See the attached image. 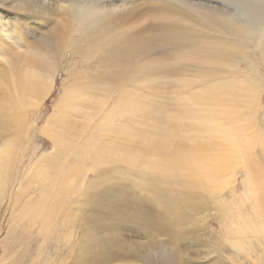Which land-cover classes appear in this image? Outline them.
Listing matches in <instances>:
<instances>
[{
  "label": "bare ground",
  "instance_id": "obj_1",
  "mask_svg": "<svg viewBox=\"0 0 264 264\" xmlns=\"http://www.w3.org/2000/svg\"><path fill=\"white\" fill-rule=\"evenodd\" d=\"M139 1L0 3L1 8L11 3L12 12L4 10L3 14L22 17L20 22L25 28H33L36 33L38 19L57 8L65 30V35L53 42L50 37L40 38L41 51L24 58L27 69L10 72L11 78L0 71V77L6 80L0 92V139L10 135L14 127L17 132L29 108L42 104L53 88L55 75L63 70L71 82L62 88L57 123L51 117L42 132L55 145L72 152L71 141L77 133L66 127L65 118L81 102L83 93L101 89L80 85L82 78L90 76L95 68L100 72L95 81L102 86L115 81L119 96L114 106L106 110L112 90L108 88L103 98L92 99L91 110L86 114L88 120L101 118L96 133L86 142L87 148L95 149L94 164L115 156L138 169L140 187L152 193L166 209L160 220L171 218L175 226L190 220L189 215L201 207L204 194L217 192L226 177H232L239 167L245 171L246 189L264 213V142L254 125L257 118L253 113L258 95L264 91V0H150L143 4ZM147 12L152 15L141 22ZM8 24L0 14V46L6 38L17 39L18 27L9 29ZM67 51L80 54L86 70L66 69L62 61ZM160 55L170 59L171 67L157 59ZM185 61L195 63L191 73L199 78L203 88L179 98L174 110L162 116L161 121L154 119L157 105L135 96V81L148 75L186 74ZM33 97L37 98L36 103L31 100ZM16 132L2 142L0 198L21 167ZM172 137L186 139L190 145L173 148ZM87 148H79V154ZM49 162L42 163L40 169L46 170ZM60 185L55 204L48 205L46 211H41L40 205L30 211L35 217L45 215L51 221L49 226H54L56 207L71 192L66 174ZM177 192L184 198L181 210L174 207L175 199L180 198ZM104 196L121 199L113 190L106 191ZM95 209H102L99 202ZM109 213L111 219L120 216L111 205ZM124 216L122 213L121 217ZM246 230L260 234L264 224ZM84 250H89L87 245Z\"/></svg>",
  "mask_w": 264,
  "mask_h": 264
},
{
  "label": "rangeland",
  "instance_id": "obj_2",
  "mask_svg": "<svg viewBox=\"0 0 264 264\" xmlns=\"http://www.w3.org/2000/svg\"><path fill=\"white\" fill-rule=\"evenodd\" d=\"M148 1L140 0L139 3ZM2 2L4 0H0ZM11 8V3L0 7L1 18L9 22V29L18 27L15 31L17 39L8 41L6 38L0 46V71L7 78H11L10 72L14 73L16 69H27L26 56L41 51L43 43H38L40 38L50 37L53 42L65 35L57 8L38 19L37 33L33 28H25L20 22L22 17L3 14L4 10L12 12ZM150 15L151 12L145 13L141 22ZM157 59L163 60L161 63L165 67L172 65L165 56H157ZM62 64L71 72L87 67L80 54L71 55L70 51ZM184 66L188 69L186 74L148 75L135 81V96L157 105L154 119L161 121L162 116L174 110L179 98L203 88L199 78L191 73L195 63L185 61ZM99 75L100 72L93 68L90 76L82 78L81 86H101V89L83 93L81 102L66 115V127L77 133L71 141L73 153L55 145L42 132L51 117L57 123L62 88L71 82L63 70L55 75L53 88L42 104L29 108L17 132L14 127L10 135L0 139L1 152L2 142L17 133L21 166L0 198V264H264V232L246 230L261 228L264 213L246 189L244 169L238 167L232 177H226L217 192L205 193L201 207L189 215L191 219L175 226L171 218L160 220L166 209L152 193L140 187L138 169L115 156L105 157L98 165L93 163L95 149L87 148L86 142L96 133L101 118H86L91 101L103 98L108 88L112 89L104 107L108 110L119 96L115 81H107L102 86L101 82L95 81ZM5 82L0 77V92L4 90ZM31 100L36 103L37 98ZM253 113L257 122L252 123L264 142V91L258 95ZM117 123L123 124L122 121ZM202 140L207 142V139ZM170 143L173 148L190 145L181 137H172ZM81 147L87 150L79 154ZM258 150L263 152L262 148ZM44 160L50 161L45 172L40 169L46 162ZM64 174L68 177L71 192L66 200L64 197L62 205L56 207L54 226H49L51 221H47L45 215L35 217L30 211L37 205L42 206L41 211H46L48 205L55 204ZM109 190L121 199L104 196ZM177 193L180 198L175 199L174 207L181 210L184 198ZM97 202L102 206L101 211L95 209ZM110 205L120 214L119 217L109 218L112 213H109ZM122 213L126 216L121 217ZM147 227L152 230L146 232ZM84 245L88 251L84 250Z\"/></svg>",
  "mask_w": 264,
  "mask_h": 264
}]
</instances>
